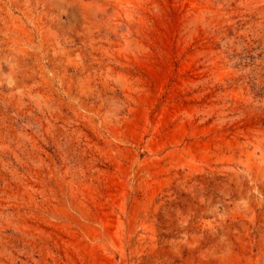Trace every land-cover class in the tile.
Segmentation results:
<instances>
[{
	"label": "rangeland",
	"instance_id": "obj_1",
	"mask_svg": "<svg viewBox=\"0 0 264 264\" xmlns=\"http://www.w3.org/2000/svg\"><path fill=\"white\" fill-rule=\"evenodd\" d=\"M0 264H264V0H0Z\"/></svg>",
	"mask_w": 264,
	"mask_h": 264
},
{
	"label": "bare ground",
	"instance_id": "obj_2",
	"mask_svg": "<svg viewBox=\"0 0 264 264\" xmlns=\"http://www.w3.org/2000/svg\"><path fill=\"white\" fill-rule=\"evenodd\" d=\"M147 68V67H146ZM152 98V97H151ZM154 99V98H153ZM145 115V114H144ZM147 116V115H146ZM146 118V117H145ZM150 128V127H149ZM179 135V134H178ZM140 137V136H139ZM150 139V138H149ZM170 139V138H169ZM168 140V139H167ZM175 140V139H174ZM139 141V140H138ZM176 141V140H175ZM164 142V141H163ZM152 144V143H151ZM191 147V146H190ZM177 150V149H176ZM183 152V151H182ZM180 154V153H179ZM195 164V163H194ZM152 166V165H151ZM144 227V226H143ZM92 229V228H91ZM95 230V229H94ZM116 236V235H115ZM122 237V236H121ZM118 238V237H117ZM143 238V237H142Z\"/></svg>",
	"mask_w": 264,
	"mask_h": 264
}]
</instances>
